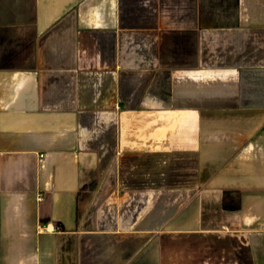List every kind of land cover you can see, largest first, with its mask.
<instances>
[{
	"label": "crops",
	"instance_id": "obj_1",
	"mask_svg": "<svg viewBox=\"0 0 264 264\" xmlns=\"http://www.w3.org/2000/svg\"><path fill=\"white\" fill-rule=\"evenodd\" d=\"M0 264H264V0H0Z\"/></svg>",
	"mask_w": 264,
	"mask_h": 264
}]
</instances>
